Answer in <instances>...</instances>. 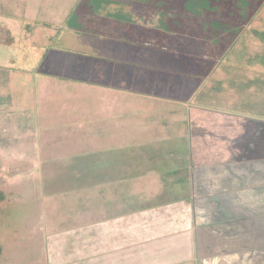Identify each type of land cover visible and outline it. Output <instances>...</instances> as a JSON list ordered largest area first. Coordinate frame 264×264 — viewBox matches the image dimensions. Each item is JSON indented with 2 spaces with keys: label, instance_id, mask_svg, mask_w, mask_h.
Instances as JSON below:
<instances>
[{
  "label": "rangeland",
  "instance_id": "1",
  "mask_svg": "<svg viewBox=\"0 0 264 264\" xmlns=\"http://www.w3.org/2000/svg\"><path fill=\"white\" fill-rule=\"evenodd\" d=\"M75 2L62 23L45 0H0V264H95L92 254L77 259L76 245L94 247L102 219L122 207L161 210L147 215L155 223L192 218L186 109L155 95L264 122V0ZM140 37L215 74L193 84L199 91L175 92V76L152 94L155 65L131 47ZM189 140L191 150L201 144Z\"/></svg>",
  "mask_w": 264,
  "mask_h": 264
},
{
  "label": "crops",
  "instance_id": "2",
  "mask_svg": "<svg viewBox=\"0 0 264 264\" xmlns=\"http://www.w3.org/2000/svg\"><path fill=\"white\" fill-rule=\"evenodd\" d=\"M66 1L45 0L50 11H57L62 16V23L71 7H65ZM141 7L136 3L134 8ZM115 9L111 7L109 13L113 14ZM161 14L160 26H164L168 19ZM55 15L53 18L57 19ZM103 21L101 29L104 27ZM57 23L58 20L47 22L49 25ZM138 29H141L139 32H143L141 36L144 37L142 26ZM159 34L162 35L161 32ZM160 46L148 45L141 37L131 43V47L147 55L148 60L155 65L150 68L156 70L151 69L148 74V78L153 77L152 94L159 93V85L171 90L175 76L180 78L175 82L179 87L175 92H185L183 89L188 87V83L197 91L193 84L214 73L209 72L204 64L198 67L199 61H202L193 60L192 56L187 55L189 61L183 64L185 51L177 48L173 51L163 40ZM164 58H170L179 66L168 69L158 62ZM192 66L202 70L190 68ZM168 85L171 89L164 88ZM155 96L162 97L164 102L169 100L171 103L183 104L188 122L186 140L190 141L195 136L201 142L196 144V141L198 149L193 146L191 150L187 141L186 148L191 151L186 156V169L190 180L192 218L187 221L182 213L179 219L177 215L168 216L156 224L147 220V215L160 214L161 210L151 211L155 209L152 208L134 213L122 207L126 209L119 212L123 216L102 219V225L108 224V227L102 232L105 237L101 234L102 238L94 247L90 248L89 242L83 244L84 247L76 245L79 251L77 259L84 260L88 254H92L95 264H264V122L247 116L237 117L236 114L227 116L217 111L211 113L202 104L192 105L188 98L184 103L177 95ZM171 116L176 122L182 121L176 120L175 114ZM223 125L230 129L223 128L221 131ZM215 129L220 131L219 136H215ZM224 131L229 134L228 138L223 135ZM224 138L227 139L225 146L222 144ZM202 236H206L207 244L199 248L198 240ZM115 238L122 241H116Z\"/></svg>",
  "mask_w": 264,
  "mask_h": 264
},
{
  "label": "trees",
  "instance_id": "3",
  "mask_svg": "<svg viewBox=\"0 0 264 264\" xmlns=\"http://www.w3.org/2000/svg\"><path fill=\"white\" fill-rule=\"evenodd\" d=\"M242 25H243V24L240 23V24H237L236 27L240 28ZM236 34H238V33H236ZM223 35H224V34H223ZM11 40H12V38H8V37H7V42H5V43H6V44H9ZM196 61H198V59H196ZM199 63L201 64L202 62L199 61ZM0 197H3V192H2V191H0ZM0 199H1V198H0ZM0 253H1V248H0Z\"/></svg>",
  "mask_w": 264,
  "mask_h": 264
}]
</instances>
